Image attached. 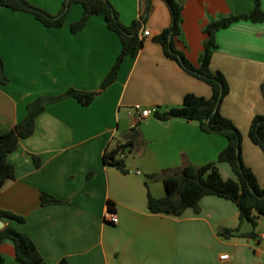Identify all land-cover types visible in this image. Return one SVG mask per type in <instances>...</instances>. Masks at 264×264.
<instances>
[{
  "label": "crops",
  "instance_id": "crops-1",
  "mask_svg": "<svg viewBox=\"0 0 264 264\" xmlns=\"http://www.w3.org/2000/svg\"><path fill=\"white\" fill-rule=\"evenodd\" d=\"M26 1L51 15L61 9L47 8L48 0ZM108 1L123 25L139 17L140 0ZM178 1L183 10L175 45L194 65L205 26L249 13L253 6V0ZM76 5L70 6L61 28L0 8V58L7 78L0 83V135L21 121L27 105L39 97L60 96L68 89L94 93L86 107L73 98L46 105L35 119L34 133L7 156L15 176L0 191V210L25 219L12 225L31 238L46 264H264V216L255 239L223 240L217 231L239 222L237 207L228 200L205 196L198 213L187 209L178 217L147 210V192L165 196V176L186 165L215 163L226 145L222 136L204 134L195 122L172 119L161 122L165 137L148 141L137 127V146L123 151L127 173L104 163L103 155L125 144L136 126L130 112L176 107L186 94L211 96L208 85L186 74L151 41L170 24L165 3L151 1L141 49L135 58L122 61L115 81L105 89L100 86L120 52L119 40L102 16H92L72 34L70 23L82 15ZM215 38L218 47L210 69L221 72L229 86L220 113L240 131L243 162L264 188V155L248 138L252 118L264 114V21L235 23ZM216 167L223 180L235 179L227 163ZM42 194L60 203L42 207ZM109 213L116 224L107 219ZM249 231L243 224L241 232ZM224 255L229 259H220ZM0 256V264H17L10 241L0 242Z\"/></svg>",
  "mask_w": 264,
  "mask_h": 264
},
{
  "label": "trees",
  "instance_id": "trees-1",
  "mask_svg": "<svg viewBox=\"0 0 264 264\" xmlns=\"http://www.w3.org/2000/svg\"><path fill=\"white\" fill-rule=\"evenodd\" d=\"M152 0H140V14L129 25H123L115 10L108 0H67L64 1L58 14L51 15L46 11L30 4L26 0H0V8H6L15 12L29 14L35 21L47 28H61L67 17L69 8L77 4L82 9L81 17L70 23L69 31L72 34L81 31L92 16H102L106 28L114 33L120 43V52L103 79L100 88L105 89L111 85L117 76L122 61L126 57L135 58L143 45L142 30L147 21L151 9ZM165 3L170 24L151 41L158 44L164 56L174 61L186 74L205 83L211 88L209 98L186 94L182 103L176 107L166 109L157 108L152 118L159 122L172 119L191 121L198 124L204 134H216L222 136L226 145L218 154L215 163L202 166L186 165L172 175L165 176L163 185L165 196L155 198L147 192V210L150 214H164L169 216H181L187 209L194 213L199 212V201L205 196H215L232 202L238 210V225L235 228H224L217 231V236L223 240L234 237L255 239V229L258 220L264 216V188H260L255 175L248 168L242 158V135L237 127L220 113L223 99L229 93V86L225 76L210 69L211 58L218 45L216 33L238 22H250L259 24L264 21L262 9L263 0H253V6L249 13L231 15L227 18L209 22L204 28L205 40L202 51L196 65L192 64L182 51L177 50L176 42L181 35L183 6L178 0H161ZM7 78L4 74L3 61L0 58V83L5 84ZM264 97V84L260 87ZM63 98H73L80 105L88 106L94 98V93L76 89H68L60 96L39 97L26 107L25 117L17 122L9 131L0 135V191L3 185L15 176L12 164L7 161L8 154L14 152L19 142L30 137L35 131V119L43 113L46 105ZM140 123L132 129L125 144L117 145L103 155L104 163L115 168L122 174H126L124 162L120 154L126 147L134 150L137 146L139 133L136 130ZM248 138L252 144L259 147L264 155V114L255 115L250 123ZM35 166H39L38 159L33 157ZM227 163L235 179L223 180L216 167V163ZM91 174L87 176L90 177ZM60 201L42 194L40 204L42 207L59 204ZM112 205L109 204V208ZM0 242L10 241L14 248V260L17 264H46L40 256L31 238L19 232L12 224H22L25 219L12 212L0 210ZM243 224L250 226V231L243 233ZM2 257L0 256V262ZM59 264H66L61 261Z\"/></svg>",
  "mask_w": 264,
  "mask_h": 264
},
{
  "label": "water",
  "instance_id": "water-1",
  "mask_svg": "<svg viewBox=\"0 0 264 264\" xmlns=\"http://www.w3.org/2000/svg\"><path fill=\"white\" fill-rule=\"evenodd\" d=\"M139 130L141 131L143 137L148 141L161 140L166 135L161 122L154 118H149L144 123L140 124ZM2 226L3 222L0 221V227Z\"/></svg>",
  "mask_w": 264,
  "mask_h": 264
},
{
  "label": "built area",
  "instance_id": "built-area-1",
  "mask_svg": "<svg viewBox=\"0 0 264 264\" xmlns=\"http://www.w3.org/2000/svg\"><path fill=\"white\" fill-rule=\"evenodd\" d=\"M143 35V32H142ZM157 108L156 107H152V108H137L134 111L130 112L129 115L133 118L134 120V125H136L137 123H140L143 120L152 118L153 114L156 112ZM120 157H123V153L120 154ZM107 219L111 222V224H116L117 223V219L116 216L109 213L107 215ZM262 240H264V237L262 238ZM220 259L222 260H228L229 256L228 255H224L221 256Z\"/></svg>",
  "mask_w": 264,
  "mask_h": 264
},
{
  "label": "rangeland",
  "instance_id": "rangeland-1",
  "mask_svg": "<svg viewBox=\"0 0 264 264\" xmlns=\"http://www.w3.org/2000/svg\"><path fill=\"white\" fill-rule=\"evenodd\" d=\"M64 1H67V0H61V2H60V4H59V0H48V4H47V8L48 7H51L52 8V10H57V8H60L61 6H62V4H63V2ZM55 4H56V7H55ZM58 4V5H57ZM74 5H76V4H74ZM77 7H79L80 8V6H78V5H76ZM54 8V9H53ZM128 157H131V155H127ZM127 157V158H128Z\"/></svg>",
  "mask_w": 264,
  "mask_h": 264
}]
</instances>
